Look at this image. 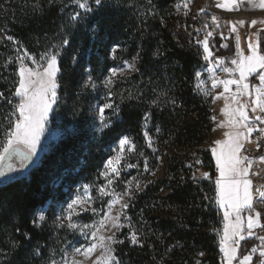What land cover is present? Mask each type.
Listing matches in <instances>:
<instances>
[{"label":"trees","instance_id":"1","mask_svg":"<svg viewBox=\"0 0 264 264\" xmlns=\"http://www.w3.org/2000/svg\"><path fill=\"white\" fill-rule=\"evenodd\" d=\"M175 2L103 0V8L83 20L71 21L74 11L84 13L73 0H0V36H13L29 53L39 55L53 45L59 47L63 35L70 40V46L60 49L58 99L51 116V126L60 129L62 135L50 143L39 165L0 182V264H39L49 256L61 239L49 222L44 227L32 223L36 212L48 203L65 199L63 185H96L100 179L117 137L108 129H95L91 111L95 92L83 80L85 68L90 66L92 78L100 82V76L115 63L110 54L113 45H119L118 54L137 57L139 69L118 77L111 86L112 100L119 105V116L112 119L117 121L121 135L130 136L139 149L146 147L145 124L152 136L171 133L181 141L198 138L203 142L214 129L213 98L195 84V73L208 62L203 60L202 50L189 43L188 34L193 29L213 31L210 46L215 56L224 58L225 67H234L231 60L238 56L240 47L227 24L212 23L207 13L176 12ZM181 25H187V30ZM225 44L227 47H223ZM259 47L264 52V29ZM13 53L14 45L0 39V91L14 89L18 79V64L5 63ZM237 75L225 73L226 77ZM249 82L254 85L259 81L251 76ZM172 100L176 101L174 105ZM8 111L0 107V120ZM146 113H151L147 122ZM201 159L216 177L211 152L201 151ZM171 162L166 178L170 179L169 191L163 192L165 179L148 183L125 210L143 246L130 243L128 221L121 216L125 226L117 230L116 237L124 242L115 244L114 250L119 264H193L191 255L197 249L206 253L209 264H220L217 230L222 215L214 203V179L194 183L191 173L182 178L176 171L177 164ZM92 193L97 196L95 187Z\"/></svg>","mask_w":264,"mask_h":264},{"label":"snow or ice","instance_id":"2","mask_svg":"<svg viewBox=\"0 0 264 264\" xmlns=\"http://www.w3.org/2000/svg\"><path fill=\"white\" fill-rule=\"evenodd\" d=\"M53 0H49L52 3ZM78 9H84V13L74 11L70 16L71 21L83 20L84 17L92 13L94 10H99L104 7L103 0H73ZM244 0H239L243 3ZM253 3L254 0H248ZM233 7L228 6V0L223 3L217 2V8H225L228 11L237 10L238 0H231ZM189 0H184L183 7L188 9ZM255 6L264 9V0H258ZM206 10L200 8L199 12L204 13ZM187 14V12L185 13ZM211 19L217 21L216 16ZM238 23L243 24L241 20ZM256 20H252L251 24L255 25ZM187 30V25H181ZM207 29V25H204ZM200 29H193L189 33V43H194L202 50V58L208 62L211 67L207 71L213 75L212 88L223 86V92H218L212 96L211 91L205 90V95L212 96L213 100L224 98L226 101H233L235 107L230 103H226L223 109L228 117L227 121H221L217 127H223L225 123L229 126L230 131L224 135L226 139L215 140L214 146H210V152L215 157L216 169L219 173L215 178L214 184L217 190L216 200L224 209V229L220 237V252L222 253L221 264H264V222H262V211H257L253 206L252 180L248 179L249 170L252 160L247 155L242 154L245 149V144L252 141V133L258 132L260 135L256 138L255 146L257 148L264 147V55L258 51L259 41L252 42L249 39L247 48L250 50L249 55H243V50L238 53L237 59H232L231 64L235 67H224V71L235 74V78L219 79L214 73L216 67L223 66L224 58L215 56L210 46L211 39L214 38L213 31H205L203 38L199 37ZM231 32H237L236 25L233 24ZM174 35H178L174 33ZM223 36V33H218ZM194 37V39H193ZM0 39L11 42L14 45L15 57H7L5 63L16 62L18 64V79L14 83V89L0 91V107L10 109L3 119L0 120V129H2L3 140H0V162L6 158H10L13 154H19L22 157L21 168L29 165L37 166L40 164L42 154L47 151V144L42 146L41 140L47 131L48 116L52 112V106L58 99L57 89L59 84L56 81L57 73L60 72L59 60L60 49L64 46H70V40L67 35L60 38L59 47L53 45L49 50L40 54V63L37 62L36 56L29 53L26 48H22L19 42L13 36L4 35ZM237 47L239 48L240 37L236 36ZM227 47V45H223ZM119 48L115 44L110 49V54L113 59L116 58V51ZM55 49V50H53ZM159 55V52L156 53ZM83 56L87 53H77ZM139 53H137V56ZM76 55L73 56L75 61ZM29 60L32 65L29 67L25 64V60ZM137 57H133L132 61H123V67H113L108 69V75L105 77L104 85L111 89L118 75H123L126 70L139 71L136 68L135 62ZM88 74V83L92 88L96 87L91 76V69H86ZM202 73L197 71L195 76L201 77ZM255 76L258 78V83L252 85L249 83V77ZM203 84V81H201ZM235 86V92L232 91V86ZM227 94V95H226ZM114 93L109 91L107 98L102 97L96 112L97 119L100 122V127L97 131L108 129L116 135V148L112 149L115 155L109 156L105 161L100 176L104 177L105 183L101 185L82 184L80 188L74 191V194L64 206L61 207L59 215L56 216V222L61 228L70 229L72 232H78L83 237V241H78L79 246H73L71 258L67 255H62L61 260L57 262L55 259H50L48 264H119V260L114 255L113 245L123 243L122 240H116L113 229H121L125 225L120 222L121 216L128 221L127 227L130 229L128 239L133 245L143 246V241L138 234V231L133 227L131 218L127 216L126 209L129 208L130 202L135 198V192L142 191L141 184L136 177L129 180H120L122 168L119 166L120 161L124 159L125 152H135L136 145L128 135H121L119 129L116 128L117 121L112 117L119 116V105L112 100ZM248 97L247 102H241L242 97ZM157 103V101H153ZM171 103L174 105L175 100ZM106 110L111 112V116L106 115ZM249 111L252 113L259 112V115L249 116ZM151 113L145 114V121L150 118ZM213 121L216 117H211ZM156 131L160 129L157 127ZM215 131V129L213 130ZM144 137L149 148L156 151L152 136L147 131L145 124ZM140 155H143L141 152ZM195 155V154H193ZM260 159L264 161V156ZM203 161L195 160L196 165H201ZM127 168H134L138 165L126 164ZM193 164L189 163L187 167L193 168ZM143 170L149 172L147 158L143 164ZM16 171L11 165L4 167L0 163V178L4 182L14 179L9 175ZM155 175V173H152ZM191 180L196 183L200 179L212 180L213 177L209 172H203L200 177H197L195 172L191 174ZM117 182L125 185L123 191H117L114 184ZM96 188L97 198L104 200L100 208L91 207L96 198L92 196V189ZM146 187V185H144ZM259 200L264 203V190L256 189ZM207 199V196L205 197ZM119 205V210L113 214L116 206ZM247 210V215L242 216V210ZM81 213H91L98 217L91 223L81 224L78 218ZM233 214L234 219H233ZM46 220L45 212L40 211L36 219L32 221L37 227ZM257 229L260 231L258 232ZM17 232L20 230L17 228ZM103 232H112V235H103ZM24 235H27L25 233ZM243 242V245L242 243ZM15 247V242H13ZM176 245H171L174 248ZM99 254H96L97 250ZM170 249H167L168 251ZM36 254H39V248L36 249ZM82 259L77 260L76 256ZM201 256L204 254L201 252Z\"/></svg>","mask_w":264,"mask_h":264},{"label":"rangeland","instance_id":"3","mask_svg":"<svg viewBox=\"0 0 264 264\" xmlns=\"http://www.w3.org/2000/svg\"><path fill=\"white\" fill-rule=\"evenodd\" d=\"M183 4H184V0H176L173 8L175 9L176 12H185V13L187 12V13H192L195 15L203 14L199 12V9L204 8L206 10L204 13L210 14V20L212 23L216 25H220L221 23L227 24L229 30L231 29L232 25L235 24L237 28V32H234V33L236 36L238 34L240 37L239 52L243 50V55L250 54V50L247 48L249 39H251V41L254 43L259 41L260 32L264 29V13H251V14H244V15H239V14L238 15H226V14L221 13L220 11L213 10L210 7V5L207 3V0H189L188 9H185L183 7ZM213 15L217 17V21L215 22L211 19ZM241 20L244 21L243 24L238 23ZM252 20H256L257 23L255 25H252L251 24ZM204 34H205V30L202 33H200L199 37L202 39ZM258 51H260V47L258 48ZM260 53L264 55V52L260 51ZM40 54L35 55L36 58H40ZM15 55L16 53H13L9 57H15ZM237 58L238 56L235 59ZM114 60H115V63L110 68L123 67L124 66L123 61L125 60L132 61V58H127L122 54H118L116 51V58ZM25 64L28 65L29 67L35 68V66L32 65L31 62L27 59L25 60ZM136 64H137V59L135 62V66ZM208 67H211L209 63H207L206 65H203L202 67L198 69V71H200L202 75L199 78L196 77L195 84H196V87L203 93H205V90H209L211 91L212 96H215L218 92H222V85L219 86L218 88H212L213 75L207 71ZM224 67L225 65L216 67V71L214 73L216 78L225 79L226 72L224 71ZM86 69H91V68L90 66H87L85 68L83 82H84V85H90L87 82L89 73L86 71ZM131 72L133 71L126 70L123 75H127ZM58 74L59 72L57 73V76H56L57 83H58ZM108 74H109L108 72L105 74H102L100 76L101 80L99 83H96V81L93 79V81L96 84V87L93 88L95 95H94L93 105L91 106V111L95 117V122H94L95 129L96 128L99 129L100 127V122L97 119L96 109L99 103L101 102V98L102 97L107 98L108 92L111 91V89L107 88L103 83L105 77ZM123 75H118V77L123 76ZM117 78H114V79H117ZM201 81H203V84H201ZM57 95H58V92H57ZM241 100L245 101L243 98H241ZM226 103H230L233 108L236 106L235 103L231 100L226 101L224 98L215 100L213 104V110H214L213 116L216 117V120H215L216 129L215 131H213L214 130L213 129L210 133H208V135L206 136L203 142L198 141V138L197 139L194 138L192 140L184 139L181 141L180 139H175L176 137L171 133L169 135H158V136H152L149 134L153 138L154 147L156 148V151L153 152V150L149 148L146 144V147L143 146L139 149L136 146L135 152H132V153L125 152L124 159L120 161V165H119L122 168L120 180H129L132 177H136L137 181L141 184L142 188L144 189L145 188L144 185L148 183L155 182L158 179H163V180L165 179L166 181H164L162 185L164 187L163 192L166 193L169 191V186H170L169 185L170 179H166L167 178V167H168V163L170 160H172L171 163L174 162V164L175 163L177 164L178 168L176 169V171L179 173V175L182 178L186 177L190 173L192 174V172H195L197 177H200L203 172H209L212 175L213 179L215 180L216 178L215 173H212L209 169H207L205 167L204 162L201 165H196L195 160L200 159L201 161H203L201 159V151L210 152V146H214L213 142L217 139H225L226 136L224 134L232 130L229 128L227 123H225L223 127H217V125L221 121L226 122L228 119V117L225 115L223 111ZM55 104L52 106L53 110H54ZM53 110L52 112L49 113L47 131L45 132L44 137H42V140H41L42 146L47 144V149L52 141L58 139L62 135V131L60 129H55L51 126V116H52ZM106 115L111 116V112L106 110ZM133 143L135 144L134 141ZM252 144H253V139L251 142H247L245 144V148L251 149ZM114 148H116V145L113 147V149ZM141 152L143 153V155H140ZM115 154L116 153L112 151L110 156L115 155ZM242 154L246 155V153L243 150H242ZM260 157L261 156H259V159ZM145 158H147L148 166L150 169L149 172H145L143 170V164H144ZM249 158L252 160L251 157ZM260 161L262 160L260 159ZM189 163H192L194 165L193 168L189 169L187 167ZM126 164H133V165H138V166L134 168H127L125 166ZM153 172L155 173V175L152 174ZM104 183H105L104 177L101 176L100 179L96 182V185H101ZM82 184H88V183L82 182L72 187H68L66 184L63 185L62 190L67 193L65 199L61 201L56 200L51 205L50 203H48L47 205H45L44 207H41L36 212L34 219H36L37 214L42 210L45 212V216H46V220L42 224H40L39 227H44L45 224L49 222L54 228H56L57 233L61 239L59 241V246L55 248L54 251L49 256H46L43 260H41L39 264H48V261L50 259H55L57 262H59L61 260L62 255H67L69 258H71L73 246H79L78 241H81V242L83 241V237L81 236L80 233L78 232L74 233L70 229L61 228L59 226V223L56 222V216L59 215L61 207L64 206L67 201L70 200V198L74 194V191L80 188ZM113 187H115L117 191H123L125 185L117 182L116 184L113 185ZM138 192H135V194ZM91 194L94 198H96L95 203L90 205L91 207L100 208L104 200H107V197L103 198L102 200L100 198H97V196L95 197L93 193ZM256 199H257V196L255 194V200L253 201V206L255 207L257 211H262V213H264V203H262L260 200H258V203H256ZM214 203L216 204V207L219 209L222 215V224H221V227L217 230L219 236L221 237V235L223 234V229H224V216H223L224 209L218 204L216 198L214 200ZM118 210H119V205L116 206V208L113 211V214H115ZM49 211H51L50 217H48ZM234 215L235 214H233V219H234ZM241 215L246 216L247 210L246 209L242 210ZM97 218L98 217L93 216L91 213H81L80 217L78 218V222L81 224L91 223L92 220L97 219ZM120 222H121V218H120ZM262 222H264V215H262ZM112 231L115 232L114 238L117 240V237H116L117 230L113 229ZM102 234L107 236V235H112V232L102 231ZM113 248L115 250V244L113 245ZM99 251L100 250L98 249L96 254H99ZM201 252L204 254L203 256L200 255ZM191 256H193L192 257L193 264H209L206 259V253H204L203 251H200L199 249L195 250ZM221 258H222V253L220 257V264H221ZM76 259L79 260L82 258L77 255Z\"/></svg>","mask_w":264,"mask_h":264},{"label":"bare ground","instance_id":"4","mask_svg":"<svg viewBox=\"0 0 264 264\" xmlns=\"http://www.w3.org/2000/svg\"><path fill=\"white\" fill-rule=\"evenodd\" d=\"M217 2L223 3L224 0H207V3L210 5V7L213 10H217L220 11L223 14L226 15H244V14H251V13H264V9H260L258 7L255 6V3H258V0H254L253 3H249L248 0H244L243 3H239L238 0V8L237 10H233V11H228L225 8H217L215 5ZM228 6L231 8L233 7L231 0H228ZM259 188L260 190H264V168L262 169V172L259 174H255V194L257 196L256 193V189ZM258 196L256 199V203H258Z\"/></svg>","mask_w":264,"mask_h":264},{"label":"built area","instance_id":"5","mask_svg":"<svg viewBox=\"0 0 264 264\" xmlns=\"http://www.w3.org/2000/svg\"><path fill=\"white\" fill-rule=\"evenodd\" d=\"M37 62L40 63V58H36ZM260 134L258 132H255L253 134V146L252 148L246 153L247 156L252 158V164H251V179L253 184V198L255 200V174H259L262 172V169L264 168V163H262L259 159V156L261 155V152L264 150V147L257 148L255 146L256 138ZM262 140H264V136L261 137Z\"/></svg>","mask_w":264,"mask_h":264},{"label":"crops","instance_id":"6","mask_svg":"<svg viewBox=\"0 0 264 264\" xmlns=\"http://www.w3.org/2000/svg\"><path fill=\"white\" fill-rule=\"evenodd\" d=\"M228 78H235L234 76H230V77H225V79H228ZM251 84V83H250ZM257 84V83H256ZM255 85V84H254ZM232 91L233 92H235V86L233 85L232 86ZM222 92H223V86H222ZM227 95V94H226ZM245 101H242V103L243 102H247L248 101V97H246L245 96V98L244 97H242ZM214 102L215 101H213V104H214ZM213 113H214V110H213ZM260 113L259 112H257V113H252L251 111H249V116L251 117V116H254V115H259ZM216 121H214V129H216ZM227 131V130H226ZM225 132V131H224ZM255 132H253L252 133V136H253V134H254ZM226 139V138H225ZM252 139H253V137H252ZM252 146H253V144H252ZM251 148V147H250ZM246 150H243L245 153H247L250 149H247V148H245ZM260 156H264V151L263 152H261V155ZM262 163H264V161H261ZM218 171H217V169H216V177H218ZM248 179H251V168H250V172H249V175H248ZM252 180V179H251ZM252 193H253V184H252ZM253 201H254V198H253Z\"/></svg>","mask_w":264,"mask_h":264},{"label":"water","instance_id":"7","mask_svg":"<svg viewBox=\"0 0 264 264\" xmlns=\"http://www.w3.org/2000/svg\"><path fill=\"white\" fill-rule=\"evenodd\" d=\"M18 157H20V158H22L19 154H16ZM13 156V155H12ZM12 156L10 157V158H6L3 162H0V163H2V165L4 166V167H7L8 165H11L14 169H16V171H14V172H12V173H9V175L10 176H12V177H15L16 175H18V174H22V173H25L26 171H28L31 167H32V165H29V166H27V167H25V168H18V170H17V167L13 164V162H12ZM9 181V180H8ZM0 182H3L4 183V180H3V178H0Z\"/></svg>","mask_w":264,"mask_h":264},{"label":"flooded vegetation","instance_id":"8","mask_svg":"<svg viewBox=\"0 0 264 264\" xmlns=\"http://www.w3.org/2000/svg\"><path fill=\"white\" fill-rule=\"evenodd\" d=\"M12 162L17 167V170L18 168H21L22 158L18 157L16 154H13Z\"/></svg>","mask_w":264,"mask_h":264}]
</instances>
